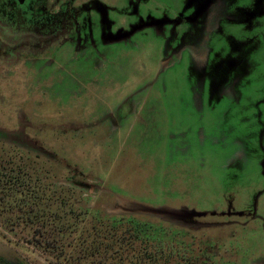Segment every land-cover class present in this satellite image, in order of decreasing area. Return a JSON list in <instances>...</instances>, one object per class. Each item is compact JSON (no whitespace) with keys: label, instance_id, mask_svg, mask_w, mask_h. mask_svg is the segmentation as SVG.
Returning a JSON list of instances; mask_svg holds the SVG:
<instances>
[{"label":"rangeland","instance_id":"374dc122","mask_svg":"<svg viewBox=\"0 0 264 264\" xmlns=\"http://www.w3.org/2000/svg\"><path fill=\"white\" fill-rule=\"evenodd\" d=\"M0 128L54 154L0 139V165L85 184L64 238L0 212L30 264H115L78 240L122 201L175 247L264 264V0H0Z\"/></svg>","mask_w":264,"mask_h":264},{"label":"trees","instance_id":"16d2710c","mask_svg":"<svg viewBox=\"0 0 264 264\" xmlns=\"http://www.w3.org/2000/svg\"><path fill=\"white\" fill-rule=\"evenodd\" d=\"M16 131L19 135L14 136ZM0 139L29 151H37L40 156L50 159L54 155L43 146L34 144L22 129L9 131L0 128ZM83 186H85L84 183L73 179L53 182L50 177L39 175L38 172L27 173L21 168H7L0 165V212L12 213L11 224L31 225L38 228L52 227L64 238V235L69 234L68 232H77L75 230L78 227V217L84 220V215L90 208L71 200V195L65 196L63 190L65 188L82 189ZM143 206L122 201L121 208L113 213L107 212L108 215H112L109 217L112 228L108 232L103 228L104 225H95L90 231L95 235L93 238L86 236L82 242L78 240V245L84 247V255L93 257L101 251H109L115 258V264H172V254L175 253L177 258L173 264H246L244 261L219 257L218 252H211L208 247L194 252L191 250L190 243L186 244L185 240L178 241L177 247L172 245V238L186 236V230L173 231L170 226L142 221L134 216L125 217L131 214L128 211L130 208L140 212L149 211ZM98 218L102 221L101 216L98 215ZM97 234L100 240L97 239ZM102 239L112 240V243L109 246L104 245ZM58 241L62 242L63 239ZM59 242L54 241V245H61ZM163 253L167 256L164 257ZM81 260L83 261V258L78 256V262ZM0 264L30 263H12L0 257Z\"/></svg>","mask_w":264,"mask_h":264},{"label":"water","instance_id":"95a60500","mask_svg":"<svg viewBox=\"0 0 264 264\" xmlns=\"http://www.w3.org/2000/svg\"><path fill=\"white\" fill-rule=\"evenodd\" d=\"M93 190L94 186L91 185L89 191L92 193ZM0 257L12 263L28 262V260L19 252V250L2 240H0Z\"/></svg>","mask_w":264,"mask_h":264},{"label":"flooded vegetation","instance_id":"af4514ba","mask_svg":"<svg viewBox=\"0 0 264 264\" xmlns=\"http://www.w3.org/2000/svg\"><path fill=\"white\" fill-rule=\"evenodd\" d=\"M23 1V0H22ZM25 1V0H24Z\"/></svg>","mask_w":264,"mask_h":264}]
</instances>
